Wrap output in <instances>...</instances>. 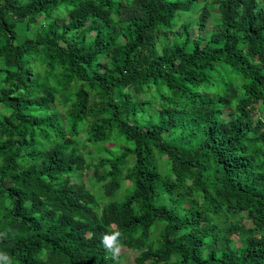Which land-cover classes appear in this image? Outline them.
<instances>
[{
    "label": "trees",
    "instance_id": "trees-1",
    "mask_svg": "<svg viewBox=\"0 0 264 264\" xmlns=\"http://www.w3.org/2000/svg\"><path fill=\"white\" fill-rule=\"evenodd\" d=\"M198 1L0 0L11 264H264V0Z\"/></svg>",
    "mask_w": 264,
    "mask_h": 264
},
{
    "label": "rangeland",
    "instance_id": "rangeland-1",
    "mask_svg": "<svg viewBox=\"0 0 264 264\" xmlns=\"http://www.w3.org/2000/svg\"><path fill=\"white\" fill-rule=\"evenodd\" d=\"M199 3H197L196 5H194L192 7V10L190 12H186V13H180V16L183 17V19H180L179 23H190L193 22L195 19H197V14H198V9L201 7V5L203 4V2L201 0L198 1ZM212 12L211 18L209 23L207 24L206 27V32H208V30L212 29L211 26V21H216L217 19V11L216 8H212L210 7L209 9ZM195 30V29H194ZM197 32V30H195ZM192 35H194V32H192ZM83 138V136L81 137ZM91 172L89 170L86 171V175L84 174L82 176V182L85 183V185H88V179L90 176ZM122 250V251H121ZM117 261L119 264H133V258L135 253L131 252V251H125L123 249H119V251L117 252Z\"/></svg>",
    "mask_w": 264,
    "mask_h": 264
},
{
    "label": "clouds",
    "instance_id": "clouds-1",
    "mask_svg": "<svg viewBox=\"0 0 264 264\" xmlns=\"http://www.w3.org/2000/svg\"><path fill=\"white\" fill-rule=\"evenodd\" d=\"M120 236H121V233L119 231H116L112 234L104 235L102 239L103 245L108 250L112 251L114 255L116 252H118L119 247H120L119 245ZM0 264H11V261L6 255L0 253Z\"/></svg>",
    "mask_w": 264,
    "mask_h": 264
}]
</instances>
